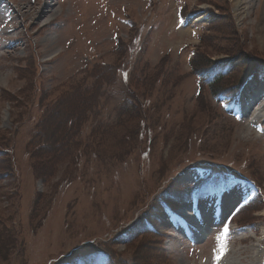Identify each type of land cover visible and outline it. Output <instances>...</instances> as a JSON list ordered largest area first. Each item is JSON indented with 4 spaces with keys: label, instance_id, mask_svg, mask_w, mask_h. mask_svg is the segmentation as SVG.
<instances>
[{
    "label": "rangeland",
    "instance_id": "374dc122",
    "mask_svg": "<svg viewBox=\"0 0 264 264\" xmlns=\"http://www.w3.org/2000/svg\"><path fill=\"white\" fill-rule=\"evenodd\" d=\"M261 23L231 0H0V264H264V122L239 109L245 85L264 100Z\"/></svg>",
    "mask_w": 264,
    "mask_h": 264
},
{
    "label": "bare ground",
    "instance_id": "6f19581e",
    "mask_svg": "<svg viewBox=\"0 0 264 264\" xmlns=\"http://www.w3.org/2000/svg\"><path fill=\"white\" fill-rule=\"evenodd\" d=\"M231 2L238 21L244 20L246 17H249L250 14L253 13V10H261L262 23L260 27L264 30V0H231ZM201 19L202 17H198L195 22H199L201 21ZM52 53L55 52L53 51ZM241 93L246 102L242 109L243 113L244 110L248 112L249 109L250 110L248 113H250L251 115L260 111H264V100H261L263 94L249 95L248 85H245ZM190 182H193V180L191 179Z\"/></svg>",
    "mask_w": 264,
    "mask_h": 264
},
{
    "label": "trees",
    "instance_id": "16d2710c",
    "mask_svg": "<svg viewBox=\"0 0 264 264\" xmlns=\"http://www.w3.org/2000/svg\"><path fill=\"white\" fill-rule=\"evenodd\" d=\"M118 44H119V42H118ZM223 76H224V72H222L219 69V66L212 67L209 70H207L206 72L198 73L196 75V78L198 79V87H199V81H201V82L203 81L207 86L211 87V90H212V88L215 90L218 88L215 86L219 83L217 81L215 82V80L218 78H221ZM213 77H215V79H213ZM200 91H201V86L199 88L198 94L200 93Z\"/></svg>",
    "mask_w": 264,
    "mask_h": 264
},
{
    "label": "snow or ice",
    "instance_id": "6c2138e0",
    "mask_svg": "<svg viewBox=\"0 0 264 264\" xmlns=\"http://www.w3.org/2000/svg\"><path fill=\"white\" fill-rule=\"evenodd\" d=\"M226 232H227V229H225V234H226Z\"/></svg>",
    "mask_w": 264,
    "mask_h": 264
}]
</instances>
